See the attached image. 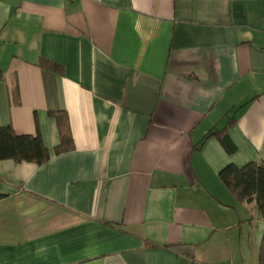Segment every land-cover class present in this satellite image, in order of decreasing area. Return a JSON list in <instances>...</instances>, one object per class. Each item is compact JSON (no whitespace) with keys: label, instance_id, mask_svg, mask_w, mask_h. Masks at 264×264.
Listing matches in <instances>:
<instances>
[{"label":"crops","instance_id":"0c3cea01","mask_svg":"<svg viewBox=\"0 0 264 264\" xmlns=\"http://www.w3.org/2000/svg\"><path fill=\"white\" fill-rule=\"evenodd\" d=\"M2 127L49 159L0 161V264H258L264 0H0Z\"/></svg>","mask_w":264,"mask_h":264},{"label":"trees","instance_id":"16d2710c","mask_svg":"<svg viewBox=\"0 0 264 264\" xmlns=\"http://www.w3.org/2000/svg\"><path fill=\"white\" fill-rule=\"evenodd\" d=\"M43 67L52 69L54 65L46 63ZM60 133L61 144L55 150L56 154L63 153L71 147V136L64 114H54ZM215 137L223 146H228L227 136L222 131H210L199 143ZM49 159L48 152L39 136L17 135L10 127L0 128V161L12 160L16 163L26 162L41 166ZM218 179L231 193L235 201L256 204L262 220H264V162H251L237 169L226 167L218 174ZM258 264H264V235H262Z\"/></svg>","mask_w":264,"mask_h":264},{"label":"built area","instance_id":"2783aa9c","mask_svg":"<svg viewBox=\"0 0 264 264\" xmlns=\"http://www.w3.org/2000/svg\"><path fill=\"white\" fill-rule=\"evenodd\" d=\"M94 1H98V0H94Z\"/></svg>","mask_w":264,"mask_h":264}]
</instances>
